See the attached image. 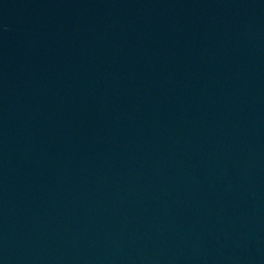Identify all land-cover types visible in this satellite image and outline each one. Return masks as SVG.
I'll return each mask as SVG.
<instances>
[{
    "label": "water",
    "instance_id": "obj_1",
    "mask_svg": "<svg viewBox=\"0 0 264 264\" xmlns=\"http://www.w3.org/2000/svg\"><path fill=\"white\" fill-rule=\"evenodd\" d=\"M0 264H264V0H0Z\"/></svg>",
    "mask_w": 264,
    "mask_h": 264
}]
</instances>
